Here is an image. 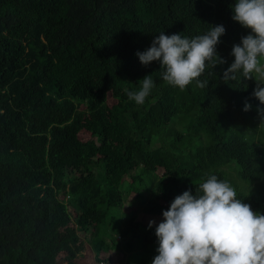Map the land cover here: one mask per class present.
<instances>
[{
    "label": "trees",
    "instance_id": "trees-1",
    "mask_svg": "<svg viewBox=\"0 0 264 264\" xmlns=\"http://www.w3.org/2000/svg\"><path fill=\"white\" fill-rule=\"evenodd\" d=\"M235 2L0 0V264H58L61 252L72 264L78 232L95 258L120 248L117 264H152L162 212L209 175L264 215L256 82L222 79L250 34L232 19ZM218 25L226 62L205 68V88L170 86L158 62L136 55L161 32L191 39ZM149 75L154 86L137 105L128 92ZM131 192L152 228L133 216L119 222ZM106 220L122 247L101 231Z\"/></svg>",
    "mask_w": 264,
    "mask_h": 264
},
{
    "label": "clouds",
    "instance_id": "clouds-1",
    "mask_svg": "<svg viewBox=\"0 0 264 264\" xmlns=\"http://www.w3.org/2000/svg\"><path fill=\"white\" fill-rule=\"evenodd\" d=\"M234 22L250 30L234 45V62L223 72V81L255 80L253 96L260 125H264V0H236L232 7ZM225 34L223 25L194 38L180 34L157 35L144 52L136 55L142 65L158 62L163 81L183 90L197 81L207 66L214 69L226 61L216 52L219 38ZM154 86L152 76L140 80L138 91L128 92V99L143 105ZM251 105L247 102L243 111ZM163 220L155 228L157 255L152 264H264V215L237 198L234 187L216 175H209L195 193L185 191L177 196ZM155 221H149L152 228Z\"/></svg>",
    "mask_w": 264,
    "mask_h": 264
},
{
    "label": "rangeland",
    "instance_id": "rangeland-1",
    "mask_svg": "<svg viewBox=\"0 0 264 264\" xmlns=\"http://www.w3.org/2000/svg\"><path fill=\"white\" fill-rule=\"evenodd\" d=\"M112 102H113L112 99L108 95L107 103L110 105ZM77 137L80 141H85L88 138V134L85 131L80 130L79 133L77 134ZM237 181H238V185L240 184L241 186L244 187V184L242 182H239L238 179ZM234 185L235 184L233 183L232 186L234 187ZM248 189H252V188L251 187L246 188V190ZM134 197H135V194L131 192L125 198L123 206L120 209V215L118 217L119 222L131 216L134 217V221H139L141 219V223H147L150 220L148 216H144L140 212L145 201H142V200L138 201ZM69 213L71 214V216H73V211L69 210ZM113 230H114L113 227H111V224L107 220L101 226V231L106 236V239L112 238L118 244V247H122V245L124 244L123 239L115 235V232ZM77 234L81 242V245L79 246L81 247H79V249L76 250L75 252L76 256L73 260H71L72 264H105L104 262L101 263V261H105V262L107 261V263L109 264H117L119 261L124 260L126 257L127 253L120 250L119 248L117 250L110 249L106 252H100L97 258H95L94 254L89 248V244H88L89 234L84 235L82 232H78ZM65 255L66 254L64 252H61L58 254L57 256L58 264H68L69 263V261L64 259ZM98 260L100 262H97Z\"/></svg>",
    "mask_w": 264,
    "mask_h": 264
}]
</instances>
